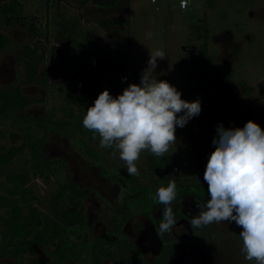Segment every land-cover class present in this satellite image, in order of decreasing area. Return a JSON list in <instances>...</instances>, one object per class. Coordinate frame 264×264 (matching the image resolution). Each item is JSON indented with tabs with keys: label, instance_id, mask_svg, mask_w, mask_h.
<instances>
[{
	"label": "rangeland",
	"instance_id": "rangeland-1",
	"mask_svg": "<svg viewBox=\"0 0 264 264\" xmlns=\"http://www.w3.org/2000/svg\"><path fill=\"white\" fill-rule=\"evenodd\" d=\"M19 1L23 5L22 21L3 25L0 19V31L5 32L10 41V46L1 50L0 87L23 80L24 62L15 53L19 48L34 43L43 47L45 60L39 66V72L41 76L46 75V85L32 83L22 87L27 96L41 99L29 106L30 115L65 121H73L78 116L84 119L91 105L79 107L76 95L92 94L96 84L91 77L74 82L75 62L107 76L118 77L128 66L138 65L139 56L146 58V68L150 53L158 49L163 50L166 57L157 58V79L174 85L182 99H199L201 102L200 114L184 127H176V144L168 153L163 157H156L148 150L140 153L137 161L139 176L127 173L119 152L101 148L100 137L99 140L89 139L84 126L83 131L66 136L53 131L46 133L42 146L46 158L64 159L68 165L66 178L95 191L89 192L82 201V213L91 217L89 227L82 231L63 219L67 202L64 198L54 197L55 179L39 177L30 165L27 145L41 138L43 129L31 125L25 130L24 125L11 120L0 121V156L7 155L11 147L17 148L7 165L0 164V196L20 193V181L17 179L13 184L7 179L8 175L20 173L26 176L24 186L35 196L33 201L20 203L24 215L29 211V202L36 208L33 226L27 228V239L43 234L45 219H48L50 224L57 222L65 229L72 242L79 243L91 234L104 233L113 215L130 209L138 214L128 221L123 232L134 241L142 236L138 244L145 246L149 241L144 236L153 239V224H156L144 217L143 212L150 210L157 217L164 206H152L153 200L140 196L141 189L151 193L147 195L155 196L159 187L175 181L179 200L172 204L174 207L185 205L188 196L206 198L208 185L204 182V172L216 147L212 141L217 135V125L243 127L247 121L254 120L264 129V0H186L184 8L181 0H119L116 5L103 8L91 0ZM113 16L128 18V27L124 24L110 28L99 25V21ZM29 24L35 29L32 34ZM206 44L208 58L204 61L199 48ZM85 50L108 52L115 61L91 60L83 52ZM179 60H182L181 64ZM155 166L159 169L157 174ZM174 166L178 171L171 175ZM121 189L124 190L122 203L117 198ZM8 211L1 209L0 218L7 217ZM226 223H217L222 228L219 234H225L228 242L213 250L215 264H235L237 260L239 248L234 246L236 242L230 237ZM1 224L0 243L10 238V233ZM143 224L147 234L142 231ZM174 233L182 236L183 228L176 227ZM153 247V251L152 247L143 249L147 262L158 250L156 244ZM54 248V240L42 237L34 244L31 256L22 257L21 262L0 252V264H32V257L40 264H49V254ZM71 264L89 262L72 259ZM106 264L121 263L115 258Z\"/></svg>",
	"mask_w": 264,
	"mask_h": 264
},
{
	"label": "clouds",
	"instance_id": "clouds-1",
	"mask_svg": "<svg viewBox=\"0 0 264 264\" xmlns=\"http://www.w3.org/2000/svg\"><path fill=\"white\" fill-rule=\"evenodd\" d=\"M182 0L181 7H186ZM163 50L150 53L140 83H130L117 96L104 89L83 119V126L100 137L101 148H114L126 164L127 173L139 176L140 153L148 150L163 157L176 144V127H184L201 112L199 99L188 101L167 80L157 79V58ZM216 146L204 172L208 185L206 202L196 201L199 214L190 225L200 229L213 223L235 222L241 228L245 259L264 264V129L249 120L243 127L217 125ZM115 155V153H113ZM122 203L124 190L118 193ZM177 198L175 181L157 189L153 199L163 205L158 234L171 233L177 224L172 204Z\"/></svg>",
	"mask_w": 264,
	"mask_h": 264
},
{
	"label": "trees",
	"instance_id": "trees-1",
	"mask_svg": "<svg viewBox=\"0 0 264 264\" xmlns=\"http://www.w3.org/2000/svg\"><path fill=\"white\" fill-rule=\"evenodd\" d=\"M98 7H112L118 3L119 0H91ZM23 5L19 0H9L4 2L0 0V19L3 25H11L22 21L23 19ZM124 24L128 27L129 19L121 16H113L105 18L99 21V25L104 28H110L115 25ZM30 26V27H29ZM31 34L35 32L32 24L28 25ZM10 41L8 35L0 31V55L1 50L9 47ZM85 54L89 55V58L97 59L100 61H115L108 52L99 53L96 51L85 50ZM202 59L207 60L208 49L207 44L199 48ZM18 59H22L24 62L23 80L15 81L8 86L0 87V121L11 120L12 122L24 125L25 130H28L31 125L39 126L43 129L44 134L41 138L35 139L30 144H26L29 150V159L32 169L38 173L39 177L47 179L52 176L57 184V190L54 194L56 198H64L67 202V207L62 213L63 219L68 225L75 226L76 230L82 231L84 228L89 227L91 217L85 215L81 211V205L83 199L93 191L92 187H80L69 181L67 176L68 165L64 159L61 158H46L45 152L42 146L46 140V133L49 131L56 132L60 136H66L74 133L75 131H81L83 126V117L78 116L75 120H52L49 116L42 118L35 117L29 114L28 108L34 102L41 99L31 98L27 96L22 87L26 84H36L39 86L46 85V75L41 76L39 72V66L44 62V48L34 44H24L16 52ZM118 55L119 51L116 52ZM138 62L140 63L134 67L128 66L122 71L118 77H110L100 72H96L90 68L82 67L79 62L74 63V82L79 81L85 77H91L96 87L92 94L76 95V103L79 107L92 105L98 95L104 90L108 89L113 96H117L131 83L140 82L142 70L145 69L146 58L139 56ZM1 63V56H0ZM182 63V60H179ZM83 131V130H82ZM84 133L89 139L99 140V135L90 130H85ZM87 152H91L88 148H85ZM17 148L11 147L7 155L0 156V164L7 165L12 157L15 155ZM114 151L119 152L114 149ZM96 161H100L97 155H93ZM154 167L155 173L157 174ZM9 182H17V179L22 185L20 193L15 196H0V210L7 208L8 216L0 218L2 222L1 226L10 233V238L0 243V252L8 255V257L21 262L22 257L31 256V250L38 241L42 240V237L52 239L55 242V248L50 252L49 264H71L74 260H88L89 264H106L109 259H117L121 264H163L164 259L170 254L174 253L172 249H168L165 245L161 253L155 258L154 261H146L141 257L139 250L136 248L134 242L126 237L122 229L127 221L133 215L138 213L127 209L120 211L113 215L109 222V228L107 231L100 235L91 234L88 239H84L79 243H74L68 238L67 231L59 226L57 222L49 223L48 219H45V230L43 234L36 235L32 240L27 239V228L33 226L35 221V206L29 202V211L26 215L21 212V202H27L28 200H35V196L30 188L24 186L26 176L24 174L8 175ZM146 186H143L145 188ZM151 189V188H150ZM157 191V190H156ZM95 192V191H93ZM140 196L146 200H153L154 196L147 195L145 191H140ZM154 194V193H152ZM147 195V196H146ZM139 198V196H138ZM177 200V198H176ZM151 211L143 212L145 216L151 217L155 222L156 227L162 220V213L157 218H152ZM176 216V212L173 209ZM43 235V236H42ZM32 264H40L32 257Z\"/></svg>",
	"mask_w": 264,
	"mask_h": 264
},
{
	"label": "flooded vegetation",
	"instance_id": "flooded-vegetation-1",
	"mask_svg": "<svg viewBox=\"0 0 264 264\" xmlns=\"http://www.w3.org/2000/svg\"><path fill=\"white\" fill-rule=\"evenodd\" d=\"M184 196L187 197L186 195ZM188 197L189 198L186 199L187 201H185L186 204L185 205L183 204L182 207L172 206L174 211L176 212L177 224L173 228L171 233H165L163 236H160L158 234L159 227L156 228V225L152 223V219L148 216L143 215L144 217L149 218L151 220V223L155 228V231L153 232L154 233L153 239L152 237L148 238L144 236V238L149 241V243L146 244L145 246L138 244L142 236L138 238V241L132 240L136 245V248L139 250L141 257L144 260H145V254L143 252V249L146 250L149 249V247H152L151 251H153L155 249L153 247V244H156L158 250L156 251V253L153 254L151 261L155 260V258L161 253L162 248L166 245L168 249H172L173 247L174 253L166 257L164 259L163 264H215L213 262L214 261L212 255L214 252L213 250L216 248L218 249V246L220 244L228 242L226 241L227 236L225 234H223L222 236L219 234L222 228L220 229L218 226L221 224H217V223H213L204 228L193 229L190 225V221L194 216L198 215L200 211L199 209L196 208L195 202L196 201L206 202L209 197L208 196L206 198H201V197L199 198L196 196H188ZM178 200L179 198H177V200H175L173 204H175V202H178ZM161 213L158 216H160ZM132 217H130V219ZM157 217H154L152 215V218H157ZM126 224L124 226H126ZM226 225L230 230V234H231L230 237H232L233 240L236 242L234 243V246L236 245L239 248L238 253H236L237 260L235 261V264H255L254 261L249 262L248 260H246L244 255L242 254L241 249L243 247V241L239 236L241 228L238 227L234 221L231 223L227 222ZM144 226L145 224H143L142 226L143 227L142 231H144L147 234V231L144 230ZM178 226L183 228L184 233L182 236L181 235L175 236L174 230ZM124 228L125 227H123V229Z\"/></svg>",
	"mask_w": 264,
	"mask_h": 264
},
{
	"label": "built area",
	"instance_id": "built-area-1",
	"mask_svg": "<svg viewBox=\"0 0 264 264\" xmlns=\"http://www.w3.org/2000/svg\"><path fill=\"white\" fill-rule=\"evenodd\" d=\"M181 3H182V0H181ZM177 171H178V168H177L176 166H174L173 169H172L171 175H172L173 173L177 172Z\"/></svg>",
	"mask_w": 264,
	"mask_h": 264
}]
</instances>
